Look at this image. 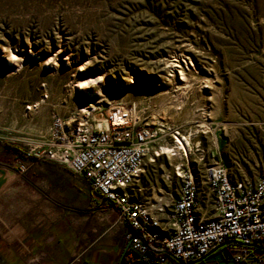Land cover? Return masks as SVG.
Listing matches in <instances>:
<instances>
[{"label":"rangeland","instance_id":"obj_1","mask_svg":"<svg viewBox=\"0 0 264 264\" xmlns=\"http://www.w3.org/2000/svg\"><path fill=\"white\" fill-rule=\"evenodd\" d=\"M16 50L22 58L10 64L7 54ZM173 62L191 78L210 80L181 95L161 87ZM82 73L129 94L94 104V84L82 99L73 87ZM159 93L176 97L159 109ZM117 104L136 107L140 126L160 130L131 186L141 189L135 194L141 200L151 190L176 197L178 182L162 177L177 159L160 152L172 142V129L199 142L188 155L198 176L213 159L214 134L230 180L262 176L264 0H0V237L12 230L24 240L60 236L81 246L116 228V219L64 166L40 156L43 148L36 160L25 154L47 133L51 116L75 113L76 125ZM201 122L209 132L195 127ZM216 262L230 264L210 256L208 264Z\"/></svg>","mask_w":264,"mask_h":264},{"label":"built area","instance_id":"obj_2","mask_svg":"<svg viewBox=\"0 0 264 264\" xmlns=\"http://www.w3.org/2000/svg\"><path fill=\"white\" fill-rule=\"evenodd\" d=\"M126 108L117 104L99 109L95 118L76 125L75 113L51 116L47 133L25 155L36 160V150L43 148L44 160L64 166L102 203L107 216L116 219V230L124 228L128 247L122 264H207L206 257L218 249L230 264H263L264 174L254 181L246 176L230 180L214 134L213 159L202 164L198 176L174 143L180 131L172 129L168 146L178 163L162 178L178 182L176 197L151 190L141 200L131 186L139 177L147 144L160 130L140 126V119H132ZM78 249L74 243L69 264L78 262Z\"/></svg>","mask_w":264,"mask_h":264},{"label":"crops","instance_id":"obj_3","mask_svg":"<svg viewBox=\"0 0 264 264\" xmlns=\"http://www.w3.org/2000/svg\"><path fill=\"white\" fill-rule=\"evenodd\" d=\"M116 229L117 226L115 229L105 228L102 236H94L89 245L86 242L79 245V259L74 264H119L126 241L123 238L124 228H120V233L114 231ZM37 249L45 254L32 256L30 253ZM73 250L74 243L69 238L33 236L31 240H24L19 232L9 230L0 237V264H69ZM210 256H221L223 260L224 254L220 249L215 250L206 257L205 263L208 264Z\"/></svg>","mask_w":264,"mask_h":264},{"label":"bare ground","instance_id":"obj_4","mask_svg":"<svg viewBox=\"0 0 264 264\" xmlns=\"http://www.w3.org/2000/svg\"><path fill=\"white\" fill-rule=\"evenodd\" d=\"M23 54H25L23 52ZM8 57V62L10 64H18L22 58V55L20 54L19 51H9V53L7 54ZM58 65V61L56 59H52V68H55ZM12 69V68H10ZM169 75L166 77V79L164 81H162L160 83L161 87H176L178 93L181 95L185 90L189 89L192 84H194L195 82H199L200 85H202L203 83H206L209 78L206 75H202L201 78H197V77H193L191 78L190 76H188L182 69L181 67L173 62V64L170 65L169 69H168ZM81 76V78L78 80V82H76L74 84V90H78L80 91V96L82 99L87 98L85 94H83L84 92H87L91 89L92 85L96 84L98 90L94 91L92 93V97L91 99H93L94 104L95 103H99L102 102L104 100L105 97H109V99L114 100V98H118L121 101H124V99L128 96L129 94V88H123L121 90H115V91H111L108 86L105 84V82L101 80L100 76H95L92 77L88 74H84ZM210 80V79H209ZM100 81V82H99ZM129 85L134 86L136 85L135 80H132L129 82ZM175 95L174 96H169L168 98H165L164 94L159 93L156 98H155V103L157 104V106L159 107V109H166V104L165 101L167 99H170L169 101L171 102L172 99H175ZM91 105L92 107H94L95 105ZM112 107V106H111ZM127 112L129 114V116L132 119H137L138 117V111L136 110V107H132L130 109L126 108ZM82 111L86 112V110L84 109V107L82 106ZM205 121V120H203ZM197 129L201 130V133H207L210 131V127L205 124V122H201L199 123L197 126H195ZM223 130L226 131L227 127L223 126L222 127ZM175 145L179 147V149H182L184 154L186 155L187 159H188V155L189 152H192V148L191 145H195L197 146L199 144V142L197 141H193L191 140V138L189 137H185V136H181L180 137H175ZM148 145V144H147ZM160 152L164 155H166L169 159H172V155L173 153L171 152L169 147H160ZM176 156H180V153H176ZM180 158V157H179ZM138 191L140 192L141 189L138 188Z\"/></svg>","mask_w":264,"mask_h":264},{"label":"water","instance_id":"obj_5","mask_svg":"<svg viewBox=\"0 0 264 264\" xmlns=\"http://www.w3.org/2000/svg\"><path fill=\"white\" fill-rule=\"evenodd\" d=\"M127 247H128V243H126V245H125V247H124V250H123V252H122V254H121V256H120L119 264H122L123 257H124V255H125V252H126Z\"/></svg>","mask_w":264,"mask_h":264},{"label":"trees","instance_id":"obj_6","mask_svg":"<svg viewBox=\"0 0 264 264\" xmlns=\"http://www.w3.org/2000/svg\"><path fill=\"white\" fill-rule=\"evenodd\" d=\"M16 150V149H15ZM16 151H18V150H16ZM223 260H224V257H223Z\"/></svg>","mask_w":264,"mask_h":264}]
</instances>
